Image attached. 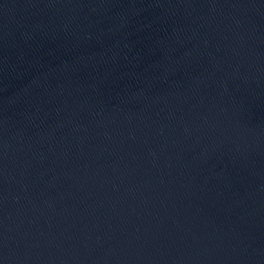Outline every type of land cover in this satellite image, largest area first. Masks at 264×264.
Returning a JSON list of instances; mask_svg holds the SVG:
<instances>
[{
	"label": "water",
	"instance_id": "water-1",
	"mask_svg": "<svg viewBox=\"0 0 264 264\" xmlns=\"http://www.w3.org/2000/svg\"><path fill=\"white\" fill-rule=\"evenodd\" d=\"M0 264H264V0H0Z\"/></svg>",
	"mask_w": 264,
	"mask_h": 264
}]
</instances>
